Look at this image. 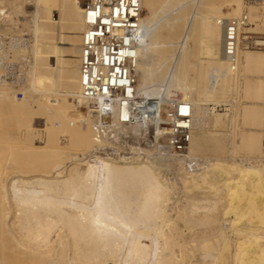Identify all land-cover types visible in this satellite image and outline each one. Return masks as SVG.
Here are the masks:
<instances>
[{"label": "bare ground", "instance_id": "1", "mask_svg": "<svg viewBox=\"0 0 264 264\" xmlns=\"http://www.w3.org/2000/svg\"><path fill=\"white\" fill-rule=\"evenodd\" d=\"M24 1L30 4L31 26L29 24L26 27L31 34L28 38L22 37L28 42L27 45H21V49L15 50V60H22L24 56L27 60L29 54L31 61L29 58V68L23 70L22 67V74L18 75L8 72V60L0 58V109L1 105L9 102L8 111L5 112H9L7 120L10 122L15 117V111L17 113L19 108L22 111L21 107H25L24 113L35 117V126L43 121L42 132L47 133H43L45 136L49 132L50 135L54 134L53 131L58 127L60 130H70L71 135L66 140L70 143L77 140L76 145L79 147L76 149L82 152V156L71 155L72 150L67 149L68 144H64V141H52L42 148L44 153L56 154L57 158H50L52 154H43L42 150L38 154L35 150L38 156L41 155L40 158L48 155L43 160L44 165H49V171L30 176L16 174L11 178L9 192L13 212L6 225L16 234L18 245L25 250L41 253L55 250L51 257L55 264H185L184 260L180 261L178 236L173 234L180 226L179 220L169 214L167 208L170 193L175 187L172 180L165 178L164 173L166 168L177 171L181 169L187 175L183 179L185 186L191 181L199 183L215 180V175L209 172L210 165L226 162L228 158L202 159L195 150L206 139L208 130L212 128L217 131L228 121L234 123L235 98L229 99V92L235 96L238 82L243 85L244 96L251 100L242 110L244 117L256 125L261 124L264 118V52L251 50L259 48H241L238 67L236 70L231 68L224 55L225 29L216 16L220 10L216 0H200L195 14L179 7L184 0H142L137 37V91L142 97L153 96L166 101L175 98V94H171L177 89L183 93V101L192 92L198 93L199 98L191 101L194 124L188 149V156L195 168H187L183 157L151 150L142 155L136 150L137 147L132 148L130 155L111 156L100 152L107 143L95 136L91 110L81 97L80 51L84 29V0ZM225 1L235 11L242 10L243 4L245 7L257 4L264 9L258 3L247 4L245 0V3L241 0ZM3 3L4 0H0V21H6L13 12L24 11V6L18 4L17 0L15 10L7 8ZM245 11L251 21V13L254 11L244 9L242 13ZM248 27L247 31H250ZM162 30H166L167 34L164 35ZM181 32L185 37V45L181 46L175 61L158 54L174 46L173 41ZM198 35L201 36L203 47L214 48L222 58L207 63L205 57L199 54V64H192L188 56V41ZM59 38L61 41L65 38L64 44H59ZM152 52L157 54L153 55ZM51 63L56 73L49 71ZM191 71H194L193 74ZM8 74L15 78H10ZM159 82L163 85H158ZM19 92L24 99L19 98ZM29 100L37 107H33ZM82 104L86 105L90 116L78 108ZM223 105L225 112L221 113L218 107ZM46 108L52 109L49 115H46ZM3 124H7V121L1 126ZM26 132L30 134L28 128ZM34 134L39 133L34 130ZM261 135L262 132L257 129L246 130L243 146L258 150ZM26 137L31 139L29 135ZM26 137L25 142H28ZM233 160L221 168L229 175L233 170L239 174L224 177L221 172L218 182H221L229 195L231 231L234 229L238 235H249L238 243V251L235 250L233 255L238 264L244 261V264H264V247L258 243L264 237V168L261 166L264 165V158L254 159L250 155ZM255 160L256 163H253ZM203 207L213 210L215 206L212 202L209 207ZM195 211L192 210V213ZM246 214L247 218L252 215L254 217L248 219L250 223L256 218L254 226L248 227L241 222ZM208 217L204 213L200 221L207 223ZM225 235H221L224 247L229 248L231 244L227 243L229 238L226 239ZM209 241L206 238L204 240L205 259L216 258Z\"/></svg>", "mask_w": 264, "mask_h": 264}, {"label": "rangeland", "instance_id": "2", "mask_svg": "<svg viewBox=\"0 0 264 264\" xmlns=\"http://www.w3.org/2000/svg\"><path fill=\"white\" fill-rule=\"evenodd\" d=\"M17 1H18V4H22L24 6V11L22 13L13 12L11 17L8 18L6 21L5 20L0 21V58H6L8 60L9 62L8 72H15L18 75L19 74L21 75L25 67L26 69L29 68L28 63H29L30 57H29V54L28 55L26 54L27 60L24 59L25 56L22 57V60L20 58L21 61L15 60L16 58L15 50L21 49V45H27L28 41L22 39V37L28 38L31 34L28 28L26 27V25H29V24L31 26V21H30L31 17H30V13L28 9V6H30L29 2L24 1V0H17ZM184 1H185L184 3L182 2L184 5H182L181 3L180 4L181 6L179 7H181L182 9H187L190 12H193V14H195L196 11H198L199 6H200V2H199L200 0L198 1L195 0L196 2L193 0H184ZM216 2H217V6L220 7L219 8L220 10L216 13V16L219 17V18L217 17L219 20L222 19L220 16H223V15L238 16L242 13L244 9L254 11L253 13H251L252 20H251V25L248 28L250 31L256 32L259 35H264V17H263L264 9H262L259 5L251 4L248 7H245L243 6L244 5L243 4L241 8L242 10L235 11V8L231 6V4L228 1H225V0L217 1L216 0ZM241 2L245 3L244 0H241ZM3 4L6 5L7 8H11L15 10V6H14L15 0H4ZM253 7H255L256 9L252 10ZM162 32L164 35L167 34L166 30H162ZM199 36L200 35L196 37H192V39L188 41V46H190L188 50L189 51L188 56L190 55L189 57L191 59L189 61L192 64H197V65L199 64V58H198L199 54L205 57V59L207 60V63L215 62L218 59L222 58V55L218 51H216L214 48L207 47V46L203 47L200 43L201 36H200V39H199ZM59 40L61 41L60 38ZM64 42H65V38L64 40L62 39V41L59 44H64ZM173 42L174 43L172 45L174 46H170L168 50L164 52L160 51L158 54L166 55L169 58H171L172 61L173 60L175 61L176 56L179 54L181 46L185 45V37L182 35V32L180 36L177 37ZM199 45H201L203 48ZM251 50H258V51L264 52V49L262 50L251 49ZM152 54L155 55L157 54V52L155 54L154 52H152ZM30 61H31V58H30ZM49 71L51 73L57 72L56 68L53 66L52 63L50 64ZM193 72L194 71H191L192 74ZM10 75L11 74H8V76ZM10 78L13 79L15 77L10 76ZM64 81L66 82L67 78H65ZM238 83L239 84H237L235 96L233 97L232 95H230L232 94V92L231 93L229 92V96H230L229 99L235 98L234 99L235 100L234 101V106H235L234 116L232 118L234 123L231 124V122L228 121V123L220 127L217 131L212 128L208 130L206 139H204L195 150L196 154H198L199 157H201L202 159L204 158L216 159L217 158V159L226 160V158H228L226 162H222L219 160L220 162H218L217 164L210 165L209 172L215 175L214 176L215 180L209 179V180H206L204 182H199V183H195L194 181H191L186 184L187 186H185L183 179H186L187 175L181 169L177 171L176 169L171 170V169L166 168V171L164 173L165 178L167 180H172L174 187H175V189L172 191L173 193L172 192L170 193L171 199L168 201L167 208L169 210V214L174 215L179 220L180 226H178L176 231L175 230L173 231V234H175L176 237L178 236L177 239L179 240L180 245L177 246V249L180 251L179 252V257L181 258L180 261L183 262L184 260L185 264H227V263L238 264V260L234 257L233 253L235 252V250L236 252L238 251L237 250L238 243L242 239H245V237L249 236L248 234L238 235L234 231V229H232L231 231L232 226L230 224V220L232 219V212L229 211L230 210L229 209V206H230L229 195L225 191V189H223L221 182H218V179H220L221 172H223L221 174H223L224 177L237 176L239 174L238 171L233 170L234 172L231 171L229 175L228 173H226L225 169L221 168V167H224V165L227 166L228 163L231 164L234 161L233 160L234 158H244L250 155L254 159L264 158V133H263L264 118L261 124H257V125L246 120V118L243 115L244 112H242V110L244 111V106L251 100L244 96L243 85H241L240 82ZM158 85H163V83L159 82ZM192 93L193 94L191 95L189 94V98H185L186 100L184 99V101L191 103V101L197 100L199 98L198 97L199 95L197 92H192ZM182 94L183 93L177 89L176 91L172 92L171 96L174 95L173 97L179 98L182 100L183 99ZM18 96L21 99L25 98L24 96H22V93L20 92L18 93ZM30 100L29 102L32 101ZM77 104H79V102H77ZM31 105L35 108L37 107V105H35L34 102L33 103L31 102ZM8 106H9V102L7 101L6 104L1 105L2 110L0 109L1 111H3L2 113L0 112V114L6 116V118L4 116L3 117L0 116L1 117L0 118V264H55L54 260H52L51 258L55 250H52L48 253H41V252H34L31 250H25L20 245H18L16 234L10 231L8 226L6 225V222H8L13 212V207H12L13 205L11 204L12 203L11 196L9 192V189H10L9 181L16 174L30 176V175L42 174V173L49 171L50 169L49 165H44L45 162L43 159L44 157L45 159H47L48 155L52 153L50 154L46 152L44 153L43 151L44 148H42V147H46V145L49 142L64 141L65 142L64 144H68L66 145L67 149L70 151L72 150L71 155L73 154L81 155L82 152L76 149L79 147L76 145L78 144L77 140H75L74 143H70L66 140L71 135L70 130H67V129L60 130V128L58 127V129L55 128L56 131L55 130L53 131L54 134H52L51 132L52 135H50V132H49L48 136H45V134L47 135V133L42 132L43 121L40 122V125L36 124L35 126L34 125L36 122L35 117L32 114L24 113L25 112L24 109L26 108L23 106L21 107L22 111H20L21 110L20 108L18 110L19 112L17 111L16 113L15 111L14 119H12L9 122L8 121L9 112H7ZM78 108L80 110H83L84 112L86 111V114L90 116L85 104L78 105ZM218 108H219L218 109L219 112L221 113L225 112L224 105L219 106ZM5 110L7 111L5 112ZM50 110L52 109L50 108L47 109L46 115H49ZM26 115H28L27 116L28 118L26 117V119H23V117ZM18 116L21 117V120ZM6 121H7V124H3L4 126H1L2 123H5ZM23 121H25V123ZM24 124H26L27 126ZM32 125L35 126V129ZM232 125H233V128H232ZM29 127H31L30 128L31 130H29ZM27 128H28V131H30V134H31V131L33 134L34 130H36V133H39V134H34V135L31 134L32 135L31 137L29 133L26 134ZM252 129H257L262 132V135H261L262 138L260 139V147L258 150L257 149L250 150V149H247L245 146H243L244 132H246V130L250 131ZM55 133L56 134L58 133L57 135L59 136L57 137ZM28 135L31 138L30 140L28 139L29 137L28 138L26 137ZM25 137H26V141L29 140L28 142H25ZM9 144L10 145L12 144L11 147H9ZM35 145L38 146V148ZM231 149L233 150L232 154H230ZM29 150H32L33 152L32 151L30 152ZM35 150L38 152V154L42 150L43 154H48V155H46L47 157L44 155L43 158L42 157L40 158L41 155L38 156ZM233 154H234V157H233ZM34 156H35V159H34ZM51 156L49 157L57 158L56 154H52ZM231 157L233 159H231ZM39 158L41 161L39 160ZM68 159H66V161H68ZM50 160L52 159H49L48 161ZM253 163H256V160ZM27 164L29 166H27ZM261 166L264 168L263 164H261ZM218 185H220L221 187ZM248 189L249 191L251 190V188H248ZM194 202H196L195 204L196 206L194 205ZM212 202L215 206L213 210H209L208 208L206 209L203 207V206L209 207V205ZM214 202H216L217 207ZM243 203H245L244 200H243ZM192 210H196V211L192 213ZM227 211H229L230 214ZM204 213H207L209 216L208 217L209 219H207V223L206 222L203 223L200 221ZM247 214L249 216L251 215L250 213H247ZM247 214L246 216H244L241 222L243 221L244 223H246L248 227L254 226L255 223L257 222V220L255 221L256 218L253 220L251 219L252 223H250L249 222L250 218H254V217L252 215V217L248 216L249 218H247ZM187 215L188 217H186ZM187 218H189L190 220L189 222H187ZM221 235H223L222 237H224L225 235L226 239L229 238L226 241L227 243L231 244L230 247L232 248L224 247L225 244L223 243L224 240L222 239ZM205 238L210 240L209 242L211 244V247H213L211 248V250L214 249L216 258L214 257V258L205 259L203 257V253L205 251L204 245L206 243L204 242ZM258 243L262 247H264V237H262ZM250 247L253 248L252 245ZM228 249L231 252L227 251ZM108 264H113V263H108Z\"/></svg>", "mask_w": 264, "mask_h": 264}, {"label": "built area", "instance_id": "3", "mask_svg": "<svg viewBox=\"0 0 264 264\" xmlns=\"http://www.w3.org/2000/svg\"><path fill=\"white\" fill-rule=\"evenodd\" d=\"M245 2L264 6V0ZM83 13L81 97L91 110L95 136L107 143L100 152L130 155L137 147L142 155L151 150L183 157L187 168H195L188 156L192 104L179 98L142 97L137 91L142 0H84ZM220 22L224 55L233 70L241 48L264 49V35L247 31L251 21L246 11Z\"/></svg>", "mask_w": 264, "mask_h": 264}, {"label": "crops", "instance_id": "4", "mask_svg": "<svg viewBox=\"0 0 264 264\" xmlns=\"http://www.w3.org/2000/svg\"><path fill=\"white\" fill-rule=\"evenodd\" d=\"M263 133H264V130H263Z\"/></svg>", "mask_w": 264, "mask_h": 264}]
</instances>
